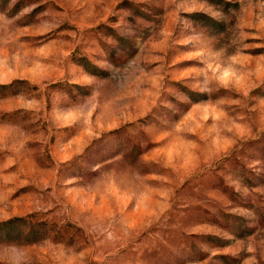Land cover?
I'll use <instances>...</instances> for the list:
<instances>
[{
    "label": "rangeland",
    "instance_id": "374dc122",
    "mask_svg": "<svg viewBox=\"0 0 264 264\" xmlns=\"http://www.w3.org/2000/svg\"><path fill=\"white\" fill-rule=\"evenodd\" d=\"M0 264H264V0H0Z\"/></svg>",
    "mask_w": 264,
    "mask_h": 264
},
{
    "label": "trees",
    "instance_id": "16d2710c",
    "mask_svg": "<svg viewBox=\"0 0 264 264\" xmlns=\"http://www.w3.org/2000/svg\"><path fill=\"white\" fill-rule=\"evenodd\" d=\"M17 223V222H22V219H20V218H18V219H15V220H12L11 222H9V224H14V223ZM9 224H7V225H9Z\"/></svg>",
    "mask_w": 264,
    "mask_h": 264
}]
</instances>
